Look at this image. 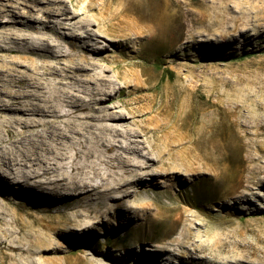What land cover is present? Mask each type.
Instances as JSON below:
<instances>
[{
  "label": "rangeland",
  "instance_id": "1",
  "mask_svg": "<svg viewBox=\"0 0 264 264\" xmlns=\"http://www.w3.org/2000/svg\"><path fill=\"white\" fill-rule=\"evenodd\" d=\"M63 1L103 36L97 69L123 88L107 105L135 110L152 98L158 117L175 124L170 153L180 155L183 180L137 188L130 205L150 203L146 219L73 239L61 231L69 210L43 188L0 189V264H264V183L240 196L264 177V0ZM124 33L131 51L120 45ZM127 71L143 83L134 94L116 78Z\"/></svg>",
  "mask_w": 264,
  "mask_h": 264
},
{
  "label": "bare ground",
  "instance_id": "2",
  "mask_svg": "<svg viewBox=\"0 0 264 264\" xmlns=\"http://www.w3.org/2000/svg\"><path fill=\"white\" fill-rule=\"evenodd\" d=\"M77 18L63 0H0V189L34 194V187L43 188L44 196L69 210L61 231L72 239L86 232L95 237L98 226L110 228L124 218L146 219L150 203L130 205L137 188H157L164 180L171 189L183 180L174 163L180 155L170 153L180 139L171 135L177 127L158 117L152 98L135 110L107 105L123 88L97 69L106 62L103 36L90 29L91 21ZM122 36L120 45L131 51L133 37ZM37 53L45 55L40 63L32 57ZM116 78L125 80L127 94L143 88L133 71ZM263 183L264 177L245 185L240 196L247 198ZM167 249L160 250L183 255ZM174 263L168 258L159 264Z\"/></svg>",
  "mask_w": 264,
  "mask_h": 264
},
{
  "label": "trees",
  "instance_id": "3",
  "mask_svg": "<svg viewBox=\"0 0 264 264\" xmlns=\"http://www.w3.org/2000/svg\"><path fill=\"white\" fill-rule=\"evenodd\" d=\"M244 56L243 55H240V56H237L236 58H243Z\"/></svg>",
  "mask_w": 264,
  "mask_h": 264
}]
</instances>
